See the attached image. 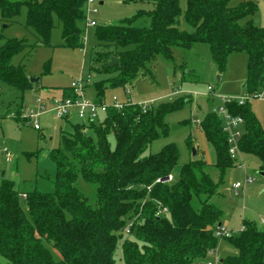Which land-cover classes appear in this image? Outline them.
Listing matches in <instances>:
<instances>
[{
  "label": "trees",
  "instance_id": "1",
  "mask_svg": "<svg viewBox=\"0 0 264 264\" xmlns=\"http://www.w3.org/2000/svg\"><path fill=\"white\" fill-rule=\"evenodd\" d=\"M147 7L115 24L96 25L95 39L101 50L91 69L116 72L94 83L95 99H105L104 89L125 87L137 77L149 75L158 56L176 69L174 49L190 50L196 42L209 46L217 70L223 71L227 56L245 52V92L257 91L264 81V27L250 18L252 1L231 5V0H140ZM25 7L24 26L36 34L34 42L4 37L0 32V81L22 92L33 82L22 62L11 63L20 53L38 44L49 45L54 27L61 28L60 45L84 46L85 0H0V15L7 25ZM147 19L146 25H138ZM110 56L118 58L112 67ZM182 81H194L193 71L178 66ZM62 95L71 90L61 89ZM190 99L177 97L156 104L128 103L121 110L108 109L99 120L72 124L61 132L59 147L48 155L55 165L51 192H20L13 180L0 179V264H205L215 250V227L223 211L211 199L226 171L235 166L228 153L222 121L211 110L199 128L214 152L209 163L197 153L180 167L178 177L165 178L177 164L174 143L143 154L149 144L165 135V116ZM232 100V114L244 120L239 148L259 161L264 172V127L246 105ZM17 119V118H16ZM70 122V119H65ZM113 137L111 145L110 137ZM217 172L215 181L210 173ZM78 176L97 184L91 205L76 187ZM25 209L21 205V195ZM159 207L167 212L156 215ZM237 236L226 237L234 252L220 264H264V229L243 220ZM128 228V231L125 229ZM49 246L60 255L52 257Z\"/></svg>",
  "mask_w": 264,
  "mask_h": 264
},
{
  "label": "rangeland",
  "instance_id": "2",
  "mask_svg": "<svg viewBox=\"0 0 264 264\" xmlns=\"http://www.w3.org/2000/svg\"><path fill=\"white\" fill-rule=\"evenodd\" d=\"M241 1L255 3L256 10L250 18L254 24L264 27V0H231L230 4L235 5ZM143 7L147 6L140 0H96L90 7L88 16L97 25L115 24L128 19ZM25 11V7H22L15 22L9 25L0 15V32L4 37L26 39L30 43L36 40V34L24 26ZM147 23V19L137 21L138 25ZM83 28L82 48L61 46V28L57 26L51 31L49 45L38 44L29 53H20L11 58L13 64L22 62L29 80L37 79L32 88L22 92L16 86L0 81V179L3 176L13 180L20 192L32 189L41 192L53 190L55 165L48 153L59 147L61 132H70L72 124L80 122L77 117H72L67 122L47 111L37 116L39 129H35L32 124L33 117L29 115L39 111L37 99L43 98L49 104L47 97L61 94V89L68 91L70 83L77 78H82L84 94L92 99L96 94L94 83L116 75V72L91 69L93 65L102 63L95 62L96 53L101 47L95 39L97 27L84 25ZM246 58V53L242 51L229 54L224 70L219 72L207 43L196 42L187 51L175 48V71L168 60L158 56L149 75L137 77L125 85L129 88L128 93L124 87L105 88V101L109 102L113 94L120 100L128 97L136 104H156L177 97L190 99L181 108L166 114V134L153 140L143 153H154L163 145L174 143L179 151L177 164L172 171V177L176 179L180 167L192 158L193 148L210 163L214 161L213 149L203 138L198 119L206 111L222 103L220 96L236 101L246 96ZM181 64L186 66V70L193 71L191 77L194 81H182L181 70L178 68ZM217 75L221 76L219 81ZM207 85L214 87L212 93H207ZM257 91L261 92L260 97L248 98L246 105L264 127V89L260 86ZM110 142L112 145V136ZM243 160L245 167L235 165L226 171L218 187L220 194L211 199L223 211L221 225L233 230V236L240 233L243 220L254 222L260 229H264V224L261 223V219H264V176L259 174V161L256 158L246 155ZM210 173L216 181L217 172L211 169ZM246 174L252 176V182L235 192L233 183L243 182ZM76 187L91 205L95 204V182L78 176ZM23 199L21 196V205L25 209ZM49 250L55 260L60 258L54 248L49 246ZM233 252L234 248L222 238L217 240L215 250L207 259L219 260Z\"/></svg>",
  "mask_w": 264,
  "mask_h": 264
},
{
  "label": "built area",
  "instance_id": "3",
  "mask_svg": "<svg viewBox=\"0 0 264 264\" xmlns=\"http://www.w3.org/2000/svg\"><path fill=\"white\" fill-rule=\"evenodd\" d=\"M96 0H85V13L86 18L84 25L85 26H96L97 23L89 18L88 13L90 12V7L95 3ZM94 12L95 9H92ZM264 89V81L261 85ZM69 89L71 90V95H52L47 97L49 104L43 98L37 99V104L39 107V111L37 113L30 114L29 116L33 117L32 124L35 129H39V125L37 123V116L41 113H45L47 111L53 112L54 115L61 119H70L71 117H77L82 123H90L96 120H99L101 116L108 109H116L121 110L125 105L130 103L131 101L128 99L120 100L116 94L111 96L109 102H106L105 99L101 101H97L95 99H91L85 96L84 94V84L82 83V78H77L73 80ZM126 93H128L129 88L124 87ZM214 87L212 85H207V93H212ZM261 92L255 91L253 93H246L245 97H242L241 100L237 102L239 104H243L250 97H260ZM222 103L216 107H213L211 111L215 113L222 121V129L226 133L227 143H228V153L230 158L232 159L235 165H242L245 167L243 157L246 156L243 154L239 148V139L243 133L244 129V120L240 115L232 114L226 104L232 99L225 98L224 96H220ZM142 107H145L147 104H140ZM200 119H198L199 123ZM173 179L172 174H169L165 178H158L156 181L161 183L170 182ZM253 180L251 175L246 174L243 182H234L233 188L235 192H238L239 189H243L247 184L251 183ZM22 197L25 195L22 194ZM167 212V208L159 207L156 212V215H160L162 213ZM261 223L264 224V219H261ZM243 226L240 228L241 231ZM128 231V228L125 229ZM237 231V230H234ZM233 230L228 229L225 225L218 224L214 229V235L217 239L226 238L232 235ZM214 251V250H213ZM210 251L209 255L213 253ZM205 264H220L219 260L207 259Z\"/></svg>",
  "mask_w": 264,
  "mask_h": 264
},
{
  "label": "water",
  "instance_id": "4",
  "mask_svg": "<svg viewBox=\"0 0 264 264\" xmlns=\"http://www.w3.org/2000/svg\"><path fill=\"white\" fill-rule=\"evenodd\" d=\"M100 3H101V2H100ZM117 63H118V58L115 57V56H110L107 65H108L109 67H112V66H114V65L117 64ZM216 78H217V81H219L220 78H221V76H220V75H217ZM30 81H32V82H37V79H36V78H31ZM173 127H174V125H173ZM197 157H198V156H197V153H196L195 149H193V150H192V158H193V159H196ZM259 174L262 175V176H264V172H263V171H259ZM219 224H220V223H219Z\"/></svg>",
  "mask_w": 264,
  "mask_h": 264
},
{
  "label": "crops",
  "instance_id": "5",
  "mask_svg": "<svg viewBox=\"0 0 264 264\" xmlns=\"http://www.w3.org/2000/svg\"><path fill=\"white\" fill-rule=\"evenodd\" d=\"M221 79V78H220ZM46 93V95H47V92H45ZM70 119H72V117L70 118ZM202 136H203V138L205 139V137H204V135H203V133H202ZM203 158L207 161V162H209V160L203 155ZM210 163V162H209ZM263 219V218H262Z\"/></svg>",
  "mask_w": 264,
  "mask_h": 264
}]
</instances>
